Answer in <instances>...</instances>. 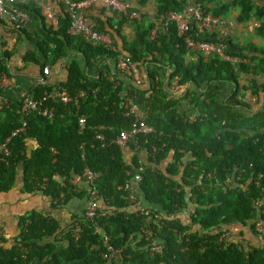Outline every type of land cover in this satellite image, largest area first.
Listing matches in <instances>:
<instances>
[{"label": "trees", "instance_id": "16d2710c", "mask_svg": "<svg viewBox=\"0 0 264 264\" xmlns=\"http://www.w3.org/2000/svg\"><path fill=\"white\" fill-rule=\"evenodd\" d=\"M149 1L137 0L140 5ZM194 1L199 2L205 14L216 18H222L232 4L230 0ZM237 2L241 7L240 19H247L252 13L256 18L264 15V4L233 0V4ZM54 3L62 10L57 0ZM186 4L187 0H155L159 22L145 26L143 22L137 23L139 32L134 43L124 42L122 46L118 40L124 41L125 19L114 20L104 6L92 3L85 15L92 17L96 30L109 34L115 50L70 36L65 13L59 16L57 26L45 19L42 26L47 34L42 33L35 42V53L40 56L28 57L41 66L42 76L46 65L50 68L70 51L82 53L86 64L99 59L116 61L122 54L137 63L141 71L149 60H166L173 69L170 78H177L176 83L184 89L191 82L198 92L186 94L189 108L181 110L177 100L162 98L159 84L149 75L145 117L156 132L138 139L141 151L149 154L146 162L140 163L138 157L127 161L124 151H135L134 142L123 149L111 143L121 131L129 130L134 120L126 116L122 87L116 85L115 75L100 74L96 79H88L77 61L71 63L66 82L58 86L73 97L79 91L85 92V96L78 99L77 105L44 102V106L53 107L51 118L39 111L30 114L28 132L12 139L11 156L6 163L0 162V192L10 189L15 167L23 162L24 189L32 191L43 185L42 193L58 201L56 208H62L77 196L70 179L89 169L99 174L97 187L102 204L113 213L96 217L94 224L78 216L77 240L71 237V223L63 228L46 215L32 213L23 219L15 238L20 247L6 248L2 234L0 264H112L103 257L104 235L109 237L120 264H264V245L244 243L245 230L254 232L255 220L264 219V205L255 204L256 198L264 196V99L258 95L264 92V82L258 84L251 77L264 75V50L234 45L229 38L228 53L247 59L237 71L217 55L203 58L187 47L175 21L165 26L167 13L180 11ZM152 30L156 33L154 39H150ZM257 31L264 36L263 27ZM187 34L198 41L218 43L216 34L200 32L195 25ZM3 74L11 76L9 65L0 62V76ZM241 74L245 75L243 84ZM223 84L234 87L227 102L218 99ZM52 89L49 83L38 84L29 94L39 98ZM240 92L256 93L259 101L251 105L238 100ZM19 105V99L10 100L7 107L0 109V144L22 125ZM194 111L196 117L192 120L190 114ZM80 117L86 119L84 129L80 128ZM101 126L104 145L95 139ZM28 140L36 143L30 153ZM136 174L141 176L137 187L140 202L136 205L138 211L130 212L128 193L118 185L130 182ZM54 175L64 179V188ZM230 178L235 179L236 186L226 187ZM143 204L152 211L150 217L139 213ZM236 227L240 230L232 235ZM224 232H230L231 239L221 244L218 238ZM153 241L157 249L151 251Z\"/></svg>", "mask_w": 264, "mask_h": 264}, {"label": "crops", "instance_id": "0c3cea01", "mask_svg": "<svg viewBox=\"0 0 264 264\" xmlns=\"http://www.w3.org/2000/svg\"><path fill=\"white\" fill-rule=\"evenodd\" d=\"M40 1L44 0H38L36 2L31 0H19L16 3V6L27 14L23 30L14 31L8 21L4 20L5 23L0 22V62L9 65L11 75L9 77L13 78V84H11L9 88H3L0 91L3 98L7 101L19 99L22 92L29 93V91L38 85L42 79L41 66L34 59L28 60V57L40 56L39 53H35L38 48L35 42L40 39L39 37H42V33L47 34L42 26L46 20L43 8L38 4ZM253 1L260 6L264 4V0ZM230 2H232V4L229 5V9L221 18L224 23L222 29L230 32V38L234 42V45H239L243 48L247 47L248 49L254 47L264 50V36L260 35L257 31L258 29L253 28L251 24L252 20L256 18L255 14L252 13L247 19H240L239 14L241 7L239 3L233 4V0H230ZM128 4L125 11H116L106 8L114 20L121 18L125 19L122 27L124 41L118 40L119 44L122 46L124 42L129 45L134 43L136 35L139 32L137 30L139 28L137 23L142 24L143 22V26H145L146 23L159 22L156 19L157 6L155 5V0H150L145 5H140L137 0H131ZM53 5L56 7L55 3ZM89 17L92 18L91 16ZM163 28L164 30L166 29L165 26H163ZM260 55L263 56V54ZM75 61L78 62L88 79H96L100 74L107 75L108 77L115 75L114 79L116 80V85L122 87L125 96L132 94L134 101L141 110L146 109V98L149 95L148 91L150 88L148 81L149 75H152L155 82L159 84L162 98L164 100H177V106H179L181 110L189 108V104H187V100L185 99L187 96L186 94H188V92H198L197 87L191 82L185 84V89L179 87L176 83L177 78H170L173 69L169 67L166 60H158L155 63L150 62V60L147 61L142 71L140 70L142 86L136 87L129 74L123 73L116 68L117 62L115 59L92 60L91 63L86 64L85 56L75 51H70L66 57L61 58L51 65L49 68L50 73L47 76L50 87L58 86L66 82L68 66ZM244 77L245 75L241 74V84L244 82ZM251 77H253V79ZM251 77L250 79L255 80L258 84L264 82V75H251ZM144 82H146L145 86H143ZM233 90L234 87L232 88L231 85L223 84L222 91L218 96L219 101L227 102ZM258 95L262 96L264 99V92H260ZM247 96L248 95H245V97ZM195 113L194 111L192 114ZM27 143V151L30 153L31 150L36 147V143L34 140H28ZM124 153L127 161H130L133 157H138L140 163H145L149 155L148 153L144 154L141 149L139 152L125 150ZM160 169L163 170L164 167ZM14 177L15 179L10 189L0 192V232L3 234L5 241L4 246L6 248L15 245V238L20 233V225L23 219L32 213L46 215V217L56 220L59 226L65 228L69 226L74 218L81 216L87 209V198L81 193L86 189V184L84 182H71L72 185L79 189L76 192L77 196L62 208H56L57 201H53L42 193L43 185L32 191H26L24 189L25 177L23 162H19V164L16 165ZM54 179L60 180L59 177H55V175ZM234 186H236V184L232 185V187ZM138 194H140V192H138ZM136 205L128 208L129 211H138V206L136 207ZM142 208H145V204H143ZM239 230L238 227L233 228L231 234L235 235ZM244 239L245 245L255 246L262 244L259 236L249 229L245 230ZM64 245L66 246L67 244ZM57 246L61 247L62 244L58 242ZM36 262H38V259H36Z\"/></svg>", "mask_w": 264, "mask_h": 264}, {"label": "built area", "instance_id": "2783aa9c", "mask_svg": "<svg viewBox=\"0 0 264 264\" xmlns=\"http://www.w3.org/2000/svg\"><path fill=\"white\" fill-rule=\"evenodd\" d=\"M19 0H0V20L8 21L14 29H19L24 26L25 20L27 18V14L22 12L17 6L16 3ZM38 1V0H31ZM61 6L62 10H59L55 7L54 0H44L38 2V4L43 8V13L45 19L52 26H57L59 21V16L61 13H65L69 18V26L67 32L70 36L79 37L84 40L88 44H102L108 48L116 49V47L112 44V40L107 33L99 32L96 30L94 21L90 19L85 12L88 10L92 3H99L107 9H112L116 11H125L128 7V2L123 0H57ZM62 11V12H61ZM169 21H175L177 23L178 33L184 36V42L188 48L198 52L203 58L207 59L210 56L217 55L221 60L229 62L235 71L240 67V63L242 61H246L242 57L231 56L228 53L229 43L228 39L230 38V32L228 30L222 29L224 23L221 18L213 17L211 14H205L199 2H195L194 0H187V4L180 11H169L165 17V26ZM252 27L255 29L264 28V15L259 18H254L252 20ZM192 25L198 27L200 32H207L210 34H216L218 37V43H213L209 41H198L194 39L191 34L185 35L192 28ZM156 36L155 31L150 32V39H154ZM192 59L196 60V55H191ZM116 68L122 71L123 73L129 74L133 84L136 87L142 86V79L140 75V70L134 61L129 57H124L120 54L117 58ZM44 76L40 80L39 84L46 85L48 84L47 76L50 73L49 65H46L43 70ZM13 84V78L1 75L0 76V91L3 88H9ZM240 94V95H239ZM237 95V99L245 100L250 102V104H255L258 102V95L249 93L246 94L244 92H240ZM245 95H248L245 97ZM85 96V92L79 91V93L73 97L63 86L53 87L51 91L46 90L39 98H34L28 92H22L19 98L20 105L18 108V113L20 119L22 121V125L18 127L14 132H12L11 136H9L5 142L0 144V162L6 163L8 157L11 156L10 143L13 138L22 136L28 132L29 129V121L27 118L31 113L35 111L41 112L43 115L48 118L52 117L53 107L48 105H43L46 101H51L52 103H62L66 105L68 103H73L77 105L78 99L83 98ZM9 101L3 98V95L0 93V109L3 107H7ZM124 108L126 110V116L128 118H133V123L131 128L127 131H121L117 137L112 138L111 143H114L120 146L122 149L127 147V145L133 141L135 144V151L140 150L141 148L138 145V139L140 137L150 136L156 132V129L148 124L147 118L145 117V110H141L137 103L134 101V97L132 94H128L124 97ZM195 114L190 115L192 120L195 119ZM79 125L81 129H84L86 126V119L80 117ZM100 131L96 134V140H98L102 145H104L105 135L103 133L104 127L101 126ZM55 153L54 150H52ZM99 174L96 172H92L89 169H85L81 176H73V179H70V183H77L78 181L84 182L86 184V189L83 191L86 194L87 198V209L81 215L85 220L95 223L94 220L98 216L110 215L113 213L111 209H106L102 204L101 194L99 193L97 187V179ZM261 176V174H259ZM141 181L140 174H136L132 180L125 185H118V188L128 193L127 200L130 204V207L138 204L139 194L137 192L138 184ZM235 184V179L230 178L226 182V187H230ZM72 185V184H71ZM60 186L65 187L64 179L60 178ZM74 186V185H73ZM225 186L223 189L226 188ZM74 186V191H78ZM64 194H62V198ZM58 203V201H57ZM255 204L258 206L264 205V196L258 197L255 199ZM140 214L149 216L152 213L150 209L142 208L140 209ZM138 213V214H139ZM155 218L160 219V216H156ZM80 220L79 218H74L71 222L70 234L71 237L77 240L79 238L80 232ZM254 233H256L260 240L261 245H264V219L258 218L254 222ZM2 237V233L0 232V239ZM231 239L230 232H224L218 238V242L221 244L228 243ZM103 242L106 245V252L103 253V257L107 259L108 262L112 264H120L117 260V252L110 245L109 237L104 235ZM151 243V251L156 250L155 242ZM16 246L20 247V243H15ZM248 250V247L245 248Z\"/></svg>", "mask_w": 264, "mask_h": 264}]
</instances>
